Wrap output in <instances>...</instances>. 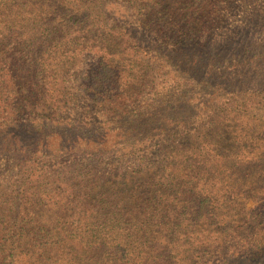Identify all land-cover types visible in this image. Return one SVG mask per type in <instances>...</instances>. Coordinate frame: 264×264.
Masks as SVG:
<instances>
[{
    "label": "trees",
    "instance_id": "16d2710c",
    "mask_svg": "<svg viewBox=\"0 0 264 264\" xmlns=\"http://www.w3.org/2000/svg\"><path fill=\"white\" fill-rule=\"evenodd\" d=\"M143 1L125 0L141 17L159 4ZM104 9V0H0L1 107L23 102L36 115L0 121V169L11 170L0 177V264H264V112L226 104L236 94L217 66L216 82H197L209 98L200 89L174 102L157 84L124 106L138 76ZM89 49L97 62L85 93L108 118L69 127L55 111L69 95L64 66ZM241 57L259 78L258 56ZM163 139L180 143L158 151Z\"/></svg>",
    "mask_w": 264,
    "mask_h": 264
},
{
    "label": "rangeland",
    "instance_id": "374dc122",
    "mask_svg": "<svg viewBox=\"0 0 264 264\" xmlns=\"http://www.w3.org/2000/svg\"><path fill=\"white\" fill-rule=\"evenodd\" d=\"M138 1L140 5L145 3ZM158 3L146 9L148 16L141 17L133 7H128L125 0H104L106 16L118 24L116 37L120 57L125 55L129 62L127 66L138 76L133 78L124 106L136 104L140 97L149 95L157 84L158 96L174 102H189L194 92L200 89L209 98L210 89H203L206 86H199L197 82H216L208 73L217 66L220 71L216 74L223 77L219 79L223 82L222 87L228 94L232 90L236 94L232 99H226L230 95L221 99L223 102L225 99L229 105L248 102L247 111L254 116L264 112V89L258 87L264 72H260L259 78L254 80L250 77L253 73L250 66H245V58L241 57L235 62L237 56L248 58L255 53L258 56L255 67L259 71L264 69L261 65L264 63V0H159ZM153 17H158L160 21L151 27L143 25V20ZM96 62L97 52L89 49L65 64L64 87L69 95L59 97L63 102L55 110L57 121L67 118V125L71 127L73 122L85 123L92 119L102 122L108 118L107 114H101L96 109L85 93L89 70ZM6 69L10 74L17 75L13 67ZM195 82L199 87L194 85ZM14 100L17 102L19 98ZM28 102L39 103L35 94ZM1 105L0 96V121L12 125L28 124L36 118L27 103L13 104L11 109ZM40 111V115L46 117L48 110L44 108ZM190 111L196 112L194 107ZM52 122L56 123L49 121ZM24 130L28 128L24 127ZM175 140L163 139L157 144V150L166 151L167 145L175 147L180 143L179 139ZM137 160L130 159L128 164L134 167ZM4 168L0 169L2 178L7 176L3 174H10L11 171ZM248 206L255 210L254 202L251 201Z\"/></svg>",
    "mask_w": 264,
    "mask_h": 264
}]
</instances>
